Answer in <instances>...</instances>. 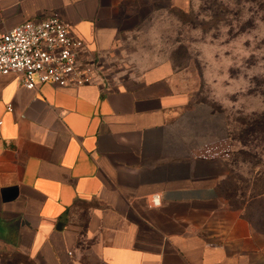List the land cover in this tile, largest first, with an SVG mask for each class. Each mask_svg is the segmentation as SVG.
<instances>
[{"label": "crops", "instance_id": "1", "mask_svg": "<svg viewBox=\"0 0 264 264\" xmlns=\"http://www.w3.org/2000/svg\"><path fill=\"white\" fill-rule=\"evenodd\" d=\"M163 1L0 0V31L57 15L102 68ZM183 77L161 63L115 89L0 78V264H264Z\"/></svg>", "mask_w": 264, "mask_h": 264}, {"label": "rangeland", "instance_id": "2", "mask_svg": "<svg viewBox=\"0 0 264 264\" xmlns=\"http://www.w3.org/2000/svg\"><path fill=\"white\" fill-rule=\"evenodd\" d=\"M171 4L164 0L117 44L96 67V81L115 89L161 63L183 72L192 95L189 124L199 119L227 153L223 196L245 217L263 220L256 223L263 229L264 197L244 196L253 182L264 185V0H186L184 9Z\"/></svg>", "mask_w": 264, "mask_h": 264}, {"label": "built area", "instance_id": "3", "mask_svg": "<svg viewBox=\"0 0 264 264\" xmlns=\"http://www.w3.org/2000/svg\"><path fill=\"white\" fill-rule=\"evenodd\" d=\"M96 67L97 62L86 55L84 42L57 15L0 31V78L17 75L27 90L43 85L69 88L93 84ZM152 202L161 204L158 196Z\"/></svg>", "mask_w": 264, "mask_h": 264}, {"label": "trees", "instance_id": "4", "mask_svg": "<svg viewBox=\"0 0 264 264\" xmlns=\"http://www.w3.org/2000/svg\"><path fill=\"white\" fill-rule=\"evenodd\" d=\"M249 193L248 195L244 196L246 198H263L264 197V185L263 184H256V182H253L251 184V186H249L248 188ZM244 216V215H243ZM255 218V217H254ZM253 217H245L244 219H246L258 232L264 234V228H259L258 224H263V220L260 222V220L258 219H254Z\"/></svg>", "mask_w": 264, "mask_h": 264}]
</instances>
